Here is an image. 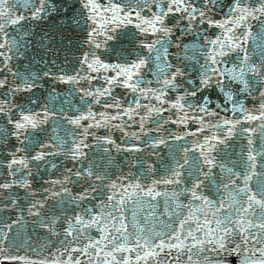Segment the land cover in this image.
<instances>
[{"label": "snow or ice", "instance_id": "snow-or-ice-1", "mask_svg": "<svg viewBox=\"0 0 264 264\" xmlns=\"http://www.w3.org/2000/svg\"><path fill=\"white\" fill-rule=\"evenodd\" d=\"M0 264H264V0H0Z\"/></svg>", "mask_w": 264, "mask_h": 264}, {"label": "water", "instance_id": "water-1", "mask_svg": "<svg viewBox=\"0 0 264 264\" xmlns=\"http://www.w3.org/2000/svg\"><path fill=\"white\" fill-rule=\"evenodd\" d=\"M118 161H120L122 158L121 157H117ZM35 186V185H34ZM29 232H31V230L29 229ZM23 235V234H22ZM41 236L43 237V233H41ZM33 240H35V236H33ZM19 243V241H18ZM13 252L15 253V249H13ZM20 255H29V256H34V253L32 252H26L24 248H21L20 249V252H19Z\"/></svg>", "mask_w": 264, "mask_h": 264}]
</instances>
